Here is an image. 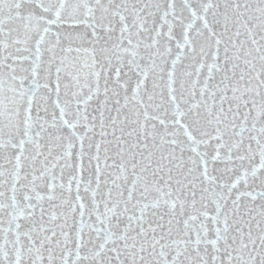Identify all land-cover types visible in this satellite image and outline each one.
<instances>
[{"label":"snow or ice","instance_id":"obj_1","mask_svg":"<svg viewBox=\"0 0 264 264\" xmlns=\"http://www.w3.org/2000/svg\"><path fill=\"white\" fill-rule=\"evenodd\" d=\"M0 264H264V0H0Z\"/></svg>","mask_w":264,"mask_h":264}]
</instances>
